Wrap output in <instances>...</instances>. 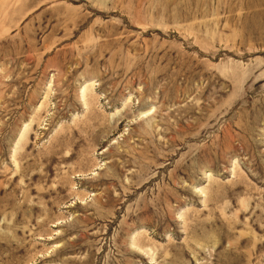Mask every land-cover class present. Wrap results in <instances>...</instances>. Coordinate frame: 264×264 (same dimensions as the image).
Here are the masks:
<instances>
[{
    "label": "rangeland",
    "instance_id": "1",
    "mask_svg": "<svg viewBox=\"0 0 264 264\" xmlns=\"http://www.w3.org/2000/svg\"><path fill=\"white\" fill-rule=\"evenodd\" d=\"M0 264H264V0H0Z\"/></svg>",
    "mask_w": 264,
    "mask_h": 264
}]
</instances>
